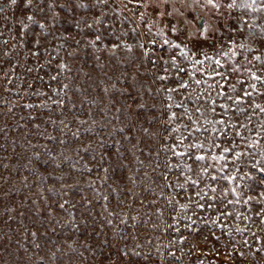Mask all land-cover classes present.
<instances>
[{
    "label": "rangeland",
    "instance_id": "rangeland-1",
    "mask_svg": "<svg viewBox=\"0 0 264 264\" xmlns=\"http://www.w3.org/2000/svg\"><path fill=\"white\" fill-rule=\"evenodd\" d=\"M54 2L52 11L41 13L37 10L29 13L10 6L9 0H0V5H4V11L0 12V32L3 33L0 35V42L8 41L6 45L0 43V264H199L200 261L204 264H264V254L261 253H256L255 258H237L234 262L226 260L223 253L231 249V242L227 235L211 224L215 211L209 210L206 214L197 209L198 215L192 217L196 223L192 227L198 231L186 229L184 225L190 221L182 220L180 231L176 232L167 228L168 224H173L172 216L176 213L165 207L164 197H159L155 207L150 204L157 197L147 189L153 188L157 195L161 192V188L153 181L163 183L158 180L159 172L164 171L162 165L167 156L171 155L160 152L161 168L153 171L157 163L156 154L160 151V145L172 141L163 140L162 136L166 132L162 124H149L145 119L146 115H157L154 110L142 111L137 122L133 110L125 106L127 98L119 95V89L128 86L131 81L117 80L116 77L124 73L131 77L135 73L136 89L129 90L135 94L144 85V90H141L144 101L148 104L157 102L146 92V87L151 85V77L136 73V63H133V60L139 63L142 59V50L134 47L131 54L119 50V60L110 59L104 50L105 44L110 47L111 43L116 42L115 37L121 36V30L129 32L127 37L121 36V39L135 44L136 38L130 30L136 25V18L124 11L122 15L129 17L131 22L121 24L120 18L110 9L119 10L122 5L117 0H110L109 6L104 7V11L108 13L104 20L116 31L109 35L110 27H106L105 23L97 25L94 22V18L100 15L99 9L77 7L80 3L91 5L94 0ZM47 3L48 0H45V8ZM27 14L34 15L37 21L46 25L48 34L40 35L45 47L52 55H56L58 51L64 62L74 69L71 85L80 87L81 92L72 94L77 107L70 111L66 108L61 113L55 105H51V112L24 107L27 103L40 104L47 100V97L31 95L35 89L47 90V86L35 79L37 73L26 71L28 67H36L35 58L25 56L27 48L32 46V34L41 33L38 25L29 24V30H26L28 36H22L17 17L22 18ZM201 15L206 14L201 12ZM77 21L80 22L79 27ZM164 22L176 23L182 30L185 28L183 17ZM89 24L92 25L91 28L88 27ZM140 31L143 32V25ZM97 34L103 37L98 48L87 46V41ZM168 35L179 39L171 32ZM151 38L153 37L142 35L140 40L147 42ZM22 39L26 41L27 47H20ZM77 40L80 41L79 46L76 44ZM61 44L64 45L63 48L58 47ZM5 51L10 55L5 57ZM70 52L75 54L74 57L68 55ZM172 54L177 55L179 60L178 50L169 52L165 48H157L152 58L158 59L161 55L169 58ZM96 55L101 57L100 61L95 60ZM48 59L51 56L42 55L40 63ZM58 62L59 60H53V71ZM101 64L104 65L103 68L99 66ZM13 66L15 71L9 73L13 82L8 84V78L4 74ZM148 68H151V64L147 62L141 66L142 71ZM78 70L91 74L92 81ZM105 72L112 80L104 76ZM40 74L47 79L46 70H41ZM101 79L104 84L98 86ZM29 83H33L34 87L29 88ZM113 83L116 85L115 89L111 87ZM6 87L11 91H6ZM102 87H108V93H104ZM152 87L154 90L155 86ZM113 101L115 106H112ZM117 108L123 111L117 112ZM49 116L56 124L48 122ZM61 119L65 120L68 127L59 123ZM78 120H86L88 123L81 125ZM93 120L95 124L92 123ZM8 122H11V126L6 125ZM37 124L40 125L39 129ZM120 128H124L123 133L118 131ZM144 128L149 129V132L145 133ZM77 130L79 139L72 136V132ZM125 135L129 138L125 139ZM50 136L55 139H49ZM89 146V152L82 151ZM117 148L120 155L114 154ZM77 150L81 151L78 153ZM101 155L108 157L102 163ZM177 159L173 157L174 161ZM85 165L92 168L91 173ZM122 165L126 167L122 168ZM103 168H108L109 172L104 173ZM146 175L151 179H146ZM129 176L133 177L135 183L127 179ZM221 185L227 187L226 182H221ZM163 191L167 195L180 190ZM105 196L107 200L104 199ZM177 199L181 203L185 202L183 194ZM121 200L124 201L123 204L120 203ZM65 201L68 203L60 209L59 204ZM140 201L145 203L142 205ZM156 208L163 211L162 216L156 214ZM236 208L241 212L246 211V208L239 205ZM231 210L232 205L228 208L219 205L217 208V211ZM109 212L116 215L110 216ZM124 213L128 214V225L135 224V228L120 223ZM188 215H191V210ZM234 215L235 212L233 217L222 222L233 228L232 235L236 240H242L244 237L234 229L237 225L243 227L248 222L236 221ZM132 216H136L137 220L133 221ZM200 217H205V220ZM106 219H111L113 224L107 225ZM252 231H257L264 238V232H259L258 228L254 227ZM32 233L36 235L33 236ZM134 235L137 239L132 238ZM121 236L125 238L121 239ZM214 236H219V241ZM245 236L250 242L254 241L249 234L246 233ZM184 237L187 239L181 244L180 240ZM148 240H151V244ZM137 244L142 247L136 248ZM256 247L258 245L253 242L252 251ZM133 248L141 256L131 257L130 252L127 256L124 255V250ZM217 251L221 253L219 257L216 255ZM239 251L248 252L249 249L239 248ZM145 253L149 254L147 261L142 259ZM171 253H175L176 258Z\"/></svg>",
    "mask_w": 264,
    "mask_h": 264
},
{
    "label": "snow or ice",
    "instance_id": "snow-or-ice-1",
    "mask_svg": "<svg viewBox=\"0 0 264 264\" xmlns=\"http://www.w3.org/2000/svg\"><path fill=\"white\" fill-rule=\"evenodd\" d=\"M117 2L122 8L119 10L111 8L110 11L117 14L121 24L125 21L131 22L129 17L122 15L124 11L136 18V25L130 30L136 42L133 44L122 40L121 36L127 37L129 32L121 30V36L115 37L116 42L111 43L110 47L105 44L104 50L107 51L110 59L115 60H119L117 55L119 50L129 54L133 53L134 47L142 50V59L139 63L133 60V63H136V73L151 77V85L146 87V92L157 102L148 104L144 101L141 91L144 90V85H141V90H137L135 94L129 90V88L136 89L135 73L131 77H128L127 73L116 77L117 80L131 81L128 86L119 89V95L127 98L125 106L133 110L137 122L142 111L154 110L157 115H146L145 119L149 124H162L166 132L162 136L163 140L172 141L160 145V151L156 154L157 163L153 171L161 168L160 152L171 155L167 156L166 162L162 165L164 171L159 172L158 180L163 183L153 181L161 188V192L157 195L153 188L147 189L150 194L157 197L150 204L155 207L159 197H164L165 207L176 213L172 216L173 224H168L167 228H172L176 232L180 231L179 225L182 220L190 221L184 225L186 229L192 232L198 231L192 227L196 223L192 217L198 215L197 209L206 214L209 210L215 211L216 215L211 220V224L227 235L231 242V249L223 253L227 261L234 262L237 258L246 259L248 256L255 258L256 253L264 254V238L258 235L257 231H252V228L256 227L259 232H264V0H117ZM9 3L19 11L27 10L29 13L37 10L44 13L52 11L55 7L54 0H48L46 8L45 0H36L35 6L34 0H23L22 5L21 0H9ZM109 4L110 0H94L91 5L80 3L77 7L99 9L100 15L94 18L95 24L105 23L106 27H110L104 20L108 15L104 7ZM3 11L4 8L0 7V12ZM201 12L206 15H201ZM178 17H183L185 25L183 30L178 28L176 23L164 22L168 19L175 21ZM17 22L25 38L28 36L26 30H29V24L38 25L41 30V33L32 34V46L27 48L25 53L26 57L30 55L35 58L36 67H28L26 71L37 73L35 79L47 86V90L35 89L31 93L38 97H47V100L40 104L27 103L24 107L51 112V105H55L61 113L66 108L69 111L76 108L77 103L72 94L81 92V88L71 85L74 69L64 62L58 51L56 55H52V52L41 42L40 35L48 34L46 25L37 21L32 14L22 18L17 17ZM79 23L77 21V27ZM141 25L143 32L140 31ZM88 27L91 28L92 25L89 24ZM80 31L82 32L83 29ZM115 31L114 27H110L109 35ZM168 32L179 39L171 38ZM181 32H183L182 36ZM2 34L0 32V35ZM142 35L153 38L144 42L140 40ZM102 40V35L97 34L87 41V46L97 49L98 43ZM0 43L6 45L8 41L4 40ZM76 44L79 46L80 41L77 40ZM20 47H27L24 39L20 41ZM58 47L63 48L64 45ZM157 48H165L169 52L178 50L179 60L175 54L169 58L161 55L158 59H153ZM3 55L7 57L10 53L5 51ZM42 55L51 56V59L40 63ZM68 55L74 57L75 54L70 52ZM53 60H59L55 65V71L52 70ZM95 60L100 61L101 57L96 55ZM145 62L150 63L151 68L142 71L141 66ZM99 66L104 67L102 64ZM41 70L47 71V79L45 75L40 74ZM14 71L15 66L4 74L8 78V84L13 82L9 73ZM78 71L82 73V70ZM82 74L92 81L91 74ZM104 76L112 80L107 72ZM65 80L69 82L66 83ZM103 84L104 80H99L98 86ZM152 86H155L154 90ZM28 87L33 88V83H29ZM111 87L115 89V83ZM5 90L11 91L7 87ZM101 90L108 93L109 88L102 87ZM112 106H115V101L112 102ZM116 111L121 112L123 109L117 108ZM48 122L56 124L51 116ZM78 122L81 125L88 123L86 120H78ZM59 123L68 127L64 119ZM92 123L95 124V120ZM36 127L39 129L40 125L37 124ZM118 131L123 133L124 128ZM143 131L147 133L149 129L144 128ZM78 132L79 130L72 132V136L76 139H79ZM48 138L55 139L51 136ZM128 138L125 135V139ZM100 143L103 147V141ZM77 151L79 153L81 150ZM82 151L89 152L90 146ZM114 154L120 155L119 148ZM173 157L178 159L174 161ZM106 158L108 157L101 155V163ZM140 163L143 166V162ZM85 168L89 173L92 172V168H88L87 165ZM102 171L107 174L109 169L103 168ZM107 179L106 175L105 180ZM127 179L135 183L133 177L129 176ZM146 179L151 177L146 175ZM221 182H226L227 187L222 186ZM163 189L180 191L169 192L166 195ZM181 194L184 203L177 199ZM104 199L107 200V196ZM66 203L68 201L59 204V208L63 209ZM120 203L123 204L124 201L121 200ZM140 203L143 205L145 202L140 201ZM219 205H223L224 208L232 205L233 210L217 211ZM237 205L246 208V211H239ZM105 209L107 210V206ZM189 210L191 215H188ZM234 212L236 221L248 222L243 227L237 225L234 229L244 237L242 240H236L232 235L233 228L222 222L228 217H233ZM156 214L162 216L163 211L156 208ZM109 215L116 214L109 212ZM131 219L136 221L137 217L132 216ZM200 219L205 220V217ZM105 223L111 226L113 221L106 219ZM120 223L135 228V224L128 225L127 213L122 214ZM246 233L253 237V242L258 245L254 251H252L253 242L245 236ZM32 235L35 236L36 233ZM132 238L137 239L135 235ZM214 238L217 241L220 239L219 236ZM186 239V237L182 238L180 243L183 244ZM147 242L151 244V240ZM238 245L239 248H247L249 251H239ZM135 247L142 246L137 244ZM129 252L131 257L141 256L135 248L124 250V255L127 256ZM171 255L176 258L175 253ZM216 255L219 257L221 253L217 251ZM148 258V253L142 256L145 261ZM199 264L204 262L200 261Z\"/></svg>",
    "mask_w": 264,
    "mask_h": 264
},
{
    "label": "water",
    "instance_id": "water-1",
    "mask_svg": "<svg viewBox=\"0 0 264 264\" xmlns=\"http://www.w3.org/2000/svg\"><path fill=\"white\" fill-rule=\"evenodd\" d=\"M0 7H3V8H4V5L1 4ZM6 125H7V126H11V122H8Z\"/></svg>",
    "mask_w": 264,
    "mask_h": 264
}]
</instances>
